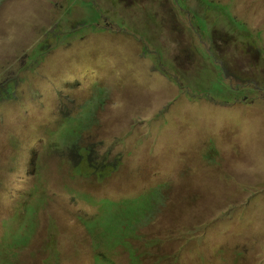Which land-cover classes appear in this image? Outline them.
Segmentation results:
<instances>
[{"label":"rangeland","instance_id":"374dc122","mask_svg":"<svg viewBox=\"0 0 264 264\" xmlns=\"http://www.w3.org/2000/svg\"><path fill=\"white\" fill-rule=\"evenodd\" d=\"M263 80L264 0H0V264H264Z\"/></svg>","mask_w":264,"mask_h":264},{"label":"trees","instance_id":"16d2710c","mask_svg":"<svg viewBox=\"0 0 264 264\" xmlns=\"http://www.w3.org/2000/svg\"><path fill=\"white\" fill-rule=\"evenodd\" d=\"M43 51H47V49L43 48ZM219 66L222 69V75H223L222 76V82L225 83L227 90H225L223 92H219V91L218 92L220 94H225L226 97L231 98V99H233L235 96H238V97L239 96H243L244 99H247L249 97V95L246 94V89L250 88L249 91L251 92L252 88L250 86H248L247 84L241 83V82H240V85H238L236 88L230 87L227 84V74H228L227 69L229 71V67L227 66V63L226 62L221 63ZM213 74L215 76V65L213 66ZM6 83H8V81H6ZM11 84L12 83H10V85ZM261 88L264 89V80L262 81ZM7 91L10 92V90H7ZM255 99H256V96L253 97L250 102L255 101ZM81 129L82 128H80L79 132L81 131ZM87 150H88V148H85L83 152H80V155H81V158H82L81 161L85 160L88 163L89 167L94 169L95 173H93V174H95L99 179L106 178L108 176L106 168H108V167L100 168L99 165H97L98 159L93 156L91 150H90V155H88L86 153ZM211 156H213V153H210L208 158L209 159H213V157H211ZM105 205H106L109 213H112L114 211V209H116L115 212L117 214H125L126 215V214H128L129 212H131L134 209L133 205H130L129 202H125V201L124 202H120L118 204H115L114 201L106 200ZM98 225H100L104 229V231L100 233L101 235H103L105 232H109L110 231L108 226L106 225V215L100 217L98 220L95 221L94 227L98 226ZM124 225H128V224L126 222H123L121 224V228H125ZM19 237H22V236L19 234ZM21 239L24 240V241L25 240H29V235H27V236H25V237H23ZM120 244L124 245L129 250L130 260L136 262L137 259H136L135 255L132 253V251L130 250V248H128V246L123 244L122 242H120ZM108 245H111V244L108 243ZM107 259H108V254L105 253V252H99L97 254V256H96V260H97L98 264L101 263L102 261H107Z\"/></svg>","mask_w":264,"mask_h":264}]
</instances>
